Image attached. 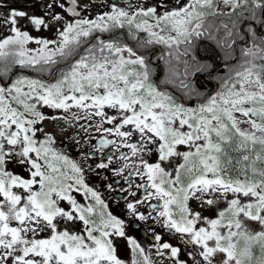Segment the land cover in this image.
I'll return each mask as SVG.
<instances>
[{"label":"snow or ice","instance_id":"6c2138e0","mask_svg":"<svg viewBox=\"0 0 264 264\" xmlns=\"http://www.w3.org/2000/svg\"><path fill=\"white\" fill-rule=\"evenodd\" d=\"M7 3L0 264H264V0Z\"/></svg>","mask_w":264,"mask_h":264},{"label":"flooded vegetation","instance_id":"af4514ba","mask_svg":"<svg viewBox=\"0 0 264 264\" xmlns=\"http://www.w3.org/2000/svg\"><path fill=\"white\" fill-rule=\"evenodd\" d=\"M46 2V0H8V3L6 6H2V7H6V8H17L19 10H23L28 12L29 14L35 12V13H39L43 10V5ZM133 2L135 3L136 0H133ZM170 3H175L176 0H169ZM105 3H111V0H94V4H93V14L95 13L96 10H104L102 5ZM124 3H127V0H124ZM59 10V9H58ZM29 30H31L33 32L34 35H43V36H49V34H47L46 30H41L40 32L35 31L34 29L31 28V26L29 25ZM0 31H7L6 27L4 28H0ZM30 47L35 46L34 44H30ZM112 207L115 209L116 205L113 204ZM117 214H119V212H117ZM147 221H142L140 222L134 229L130 230L129 233H134V235L137 237V239L141 240L142 243H144L145 245L151 244L152 243V234L151 232L148 230L147 228ZM153 228L157 229L156 224H152L151 225ZM127 257L130 256V252L127 250ZM153 259H157V257L153 256Z\"/></svg>","mask_w":264,"mask_h":264},{"label":"rangeland","instance_id":"374dc122","mask_svg":"<svg viewBox=\"0 0 264 264\" xmlns=\"http://www.w3.org/2000/svg\"><path fill=\"white\" fill-rule=\"evenodd\" d=\"M6 29H7V28H6ZM47 34H49V36L51 35L49 32H47ZM48 126H49V127L52 126L50 122H49ZM156 226H157V230H160L159 225H156ZM129 234H130V235H134L133 232H132V233H129ZM165 238H166V239L169 238V237L167 236V234H166ZM173 242H176V241H173ZM118 247H119V250H120V254H121L122 256H124V257H127V253H126V251H127L128 249H127V243H126V241L119 242Z\"/></svg>","mask_w":264,"mask_h":264},{"label":"trees","instance_id":"16d2710c","mask_svg":"<svg viewBox=\"0 0 264 264\" xmlns=\"http://www.w3.org/2000/svg\"><path fill=\"white\" fill-rule=\"evenodd\" d=\"M217 85L215 84V82H213V84L211 85V87H216Z\"/></svg>","mask_w":264,"mask_h":264}]
</instances>
